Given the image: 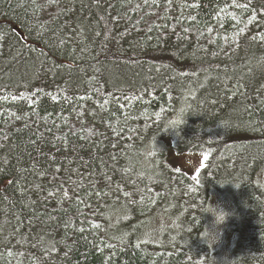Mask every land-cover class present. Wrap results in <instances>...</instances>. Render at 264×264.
I'll return each mask as SVG.
<instances>
[{
  "label": "trees",
  "instance_id": "trees-1",
  "mask_svg": "<svg viewBox=\"0 0 264 264\" xmlns=\"http://www.w3.org/2000/svg\"><path fill=\"white\" fill-rule=\"evenodd\" d=\"M212 194L264 264V0H0V264H220Z\"/></svg>",
  "mask_w": 264,
  "mask_h": 264
},
{
  "label": "rangeland",
  "instance_id": "rangeland-1",
  "mask_svg": "<svg viewBox=\"0 0 264 264\" xmlns=\"http://www.w3.org/2000/svg\"><path fill=\"white\" fill-rule=\"evenodd\" d=\"M164 57L167 59L166 55ZM175 117L172 118L174 120ZM162 139L165 143L173 140V132L166 131L162 134ZM167 157H170L175 165L186 170H195L203 161L204 154L202 152L191 155L190 159H185L186 155L167 152ZM205 228L200 238L205 241V248L217 252L218 262L224 264L222 260L226 258L229 261L231 257V246L233 241V232L230 224V216L233 215V208L229 198L223 195L212 194L207 203ZM157 212L153 213V216ZM149 219L143 229V234L151 239H155L153 233H157L164 228L170 221L163 215H156ZM170 225V224H168ZM192 234V233H191Z\"/></svg>",
  "mask_w": 264,
  "mask_h": 264
},
{
  "label": "bare ground",
  "instance_id": "bare-ground-1",
  "mask_svg": "<svg viewBox=\"0 0 264 264\" xmlns=\"http://www.w3.org/2000/svg\"><path fill=\"white\" fill-rule=\"evenodd\" d=\"M210 263V262H209ZM221 263V262H220Z\"/></svg>",
  "mask_w": 264,
  "mask_h": 264
}]
</instances>
